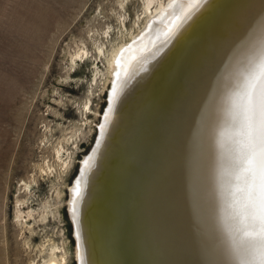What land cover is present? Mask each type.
I'll return each instance as SVG.
<instances>
[{
    "label": "bare ground",
    "instance_id": "bare-ground-1",
    "mask_svg": "<svg viewBox=\"0 0 264 264\" xmlns=\"http://www.w3.org/2000/svg\"><path fill=\"white\" fill-rule=\"evenodd\" d=\"M159 1L109 62L98 137L70 189L78 264H241V97L264 59V0ZM57 249L30 264H65Z\"/></svg>",
    "mask_w": 264,
    "mask_h": 264
},
{
    "label": "rangeland",
    "instance_id": "rangeland-1",
    "mask_svg": "<svg viewBox=\"0 0 264 264\" xmlns=\"http://www.w3.org/2000/svg\"><path fill=\"white\" fill-rule=\"evenodd\" d=\"M146 10V0H0V264H30L44 248L41 263L53 246L78 264L70 189L98 137L111 57Z\"/></svg>",
    "mask_w": 264,
    "mask_h": 264
},
{
    "label": "snow or ice",
    "instance_id": "snow-or-ice-1",
    "mask_svg": "<svg viewBox=\"0 0 264 264\" xmlns=\"http://www.w3.org/2000/svg\"><path fill=\"white\" fill-rule=\"evenodd\" d=\"M241 100L243 141L234 190L237 238L248 253L241 264H264V59L247 80Z\"/></svg>",
    "mask_w": 264,
    "mask_h": 264
},
{
    "label": "water",
    "instance_id": "water-1",
    "mask_svg": "<svg viewBox=\"0 0 264 264\" xmlns=\"http://www.w3.org/2000/svg\"><path fill=\"white\" fill-rule=\"evenodd\" d=\"M100 121H101V120H100ZM97 132H98V129H97V131H96V136H97ZM96 136H95V137H96ZM94 141H95V139H94ZM93 145H94V142H93L92 146L90 147V149L93 147ZM89 151H90V150H89ZM78 173H79V169H78L77 175H78ZM77 175H76V176H77ZM75 178H76V177H75ZM72 236H73V234H72ZM73 238H74V236H73Z\"/></svg>",
    "mask_w": 264,
    "mask_h": 264
}]
</instances>
